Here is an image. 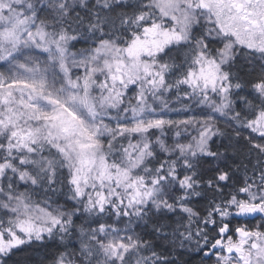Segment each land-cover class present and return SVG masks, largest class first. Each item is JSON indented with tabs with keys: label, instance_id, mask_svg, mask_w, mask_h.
Listing matches in <instances>:
<instances>
[{
	"label": "rangeland",
	"instance_id": "374dc122",
	"mask_svg": "<svg viewBox=\"0 0 264 264\" xmlns=\"http://www.w3.org/2000/svg\"><path fill=\"white\" fill-rule=\"evenodd\" d=\"M89 1L0 0V127H12L15 138L25 134L27 143L17 141L19 146L51 140L65 155L61 158L72 161L78 208L116 215L107 223L90 222L72 237L77 238L79 261L65 252L56 264H156L158 258L140 237L139 221L148 210H186L175 192L192 185L191 175L182 177L172 165H147L165 148L164 128L176 129L168 154L184 158L185 165L212 154V141L222 127L264 153V74L257 85L263 108L244 124L235 121L228 72L229 63L243 53L251 63L259 62L264 73V0H98V10L114 1L136 6L138 14L124 22L131 37L123 43L105 38L70 51L67 45L79 35L65 31L63 23L72 8H84ZM173 49H180L183 60L171 77L167 52ZM46 64L62 73L59 88L41 82ZM2 65L13 72L5 75ZM17 80L34 88H27L30 93L15 88ZM168 88L185 89L181 96L186 102L174 115L163 109ZM17 103L31 109L32 120L12 115ZM151 130L155 134L149 136ZM119 135H128V141L119 159L110 161L101 141ZM5 170L0 167V182ZM168 179L179 182L175 187L174 181L162 184ZM260 185L243 187L242 195L231 200L232 214L224 217L244 219L257 204L264 210V183ZM76 211L31 202L20 192L0 195V264L19 245L56 231L69 235ZM227 242L229 248L242 247V242ZM246 243L243 264L264 263L263 234ZM239 254L234 261L228 254L217 259L240 264Z\"/></svg>",
	"mask_w": 264,
	"mask_h": 264
},
{
	"label": "trees",
	"instance_id": "16d2710c",
	"mask_svg": "<svg viewBox=\"0 0 264 264\" xmlns=\"http://www.w3.org/2000/svg\"><path fill=\"white\" fill-rule=\"evenodd\" d=\"M96 1L98 0H90L84 8H72L69 18L64 21L65 31L72 36L79 35L78 39L67 45L70 51L88 49L105 38L123 43L131 37L128 28L124 29V22L138 14L136 6L131 2L114 1L108 9L98 10L94 5ZM167 55H170L172 62L169 63V76L174 77L183 60L182 54L180 49H173ZM2 66L1 70L5 75L9 76L13 72L9 66ZM228 72L235 121L245 124L263 108L257 92V85L263 79V69L259 62L251 63L246 55L238 53L229 63ZM40 74L41 82L45 86L57 88L63 84L62 73L53 64L42 66ZM173 83L174 81L170 82L172 85ZM15 88H25L24 91L29 92L27 88H34V84L17 80ZM183 91L184 88H168L163 109L174 115V109L186 102L181 96ZM21 106L17 103L12 115L15 118L18 115L20 118L32 120L34 115H31V109L25 110ZM4 107L7 109L9 105L5 103ZM13 130L12 127L7 129L4 124L0 127V167L6 168L0 182V195L20 192L31 202L42 201L77 211L69 221V235L60 236V232L56 231L52 236L19 245L4 257L3 264H56L65 252L75 258L78 244L77 238L72 237H78L79 230L90 222L107 223L115 219L116 215L112 213L106 216L105 213L98 214L84 207L78 208L71 183L72 161L67 157L61 158L65 155L55 149L51 140H31L26 147L27 136L18 134L19 137L15 138ZM175 130L168 126L164 128L163 134L167 135L165 148L149 157L147 165L155 168L169 164L176 167L182 177L191 175L192 185L186 189L178 188L175 192V196L181 199L178 202L186 210L178 208L177 205L171 210H148L139 221L143 225L140 237L142 242L148 243L152 253L158 258L156 264H202L203 260L213 261L214 258L203 259L200 248L212 243L224 223L232 222L235 228L249 224L241 217L226 218L223 214H232L231 200L242 195L243 187L252 185L260 188V184L264 183V153L250 140L222 127L212 141V154L198 157L194 162L185 165L184 158L177 154H168L174 147ZM153 134L155 132L151 130L149 136ZM127 138L128 135H119L102 139L101 147L110 161L119 159ZM17 141L26 143L19 146ZM47 164L51 166L46 170ZM172 181L173 187L179 182L176 179L163 181L162 184H171ZM124 219L126 220L120 217L121 221ZM75 259L79 261L78 258Z\"/></svg>",
	"mask_w": 264,
	"mask_h": 264
},
{
	"label": "flooded vegetation",
	"instance_id": "af4514ba",
	"mask_svg": "<svg viewBox=\"0 0 264 264\" xmlns=\"http://www.w3.org/2000/svg\"><path fill=\"white\" fill-rule=\"evenodd\" d=\"M258 205L259 204H257V206ZM244 219H246L249 224H242L240 226H237L236 228L233 226L234 224L232 222L225 223L224 228L218 231V235L212 241V243L210 245H204L200 248V251H202L203 259L214 258L213 261L203 260L202 264H233L234 262H232L231 260L225 261V260H218L217 258L218 256H220L219 254H222V255L228 254L229 257H231L234 261V258H236L238 251L243 253V254L238 255L240 264H243V261L246 258L245 254L247 251L246 240L251 239V238L253 239L256 236H260V234L261 235L263 234L264 236V210L261 208V206H260V209L257 211H255L254 209H250L248 211L247 217ZM239 229H244L245 231L248 232V235L245 237L239 236L237 232ZM226 239L230 241L231 243L233 242L241 243L242 242V247L236 246V248H229L228 242ZM208 241L210 240L208 239ZM219 242L221 244H219V247H216L215 246L216 243H219Z\"/></svg>",
	"mask_w": 264,
	"mask_h": 264
},
{
	"label": "water",
	"instance_id": "95a60500",
	"mask_svg": "<svg viewBox=\"0 0 264 264\" xmlns=\"http://www.w3.org/2000/svg\"><path fill=\"white\" fill-rule=\"evenodd\" d=\"M263 22H264V17H263ZM259 209H260V205H258V206L256 207V209H254V210L257 211V210H259ZM237 232H238V235H239V236H243V237H245V236L248 235V232L245 231L244 229H239Z\"/></svg>",
	"mask_w": 264,
	"mask_h": 264
}]
</instances>
